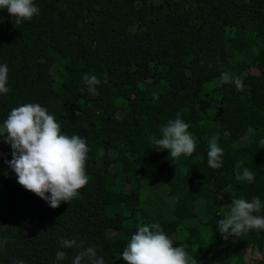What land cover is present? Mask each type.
I'll return each instance as SVG.
<instances>
[{"label": "trees", "instance_id": "1", "mask_svg": "<svg viewBox=\"0 0 264 264\" xmlns=\"http://www.w3.org/2000/svg\"><path fill=\"white\" fill-rule=\"evenodd\" d=\"M34 4L38 14L17 26L0 10V65L9 69L0 110L7 117L39 103L64 134L85 139L89 182L77 198L50 207L18 183L6 163L11 146L0 137V264H72L89 247L105 264H127L121 253L137 226L152 223L199 264H264V230L225 240L216 225L233 198L258 197L264 205V0ZM235 8L239 18L231 23ZM45 58L54 71L42 66ZM224 72L241 77L243 88L221 83ZM84 74L100 80L98 94L89 93ZM177 113L190 124L198 151L173 163L170 150L154 149V141ZM213 139L223 149L219 169L207 162ZM240 162L253 181L236 179ZM183 190L191 197L175 216L166 199ZM256 215L264 216V208ZM115 232L123 240L119 250ZM73 238L77 247H61ZM245 249L259 259L246 261ZM58 251L66 258L57 260Z\"/></svg>", "mask_w": 264, "mask_h": 264}, {"label": "clouds", "instance_id": "2", "mask_svg": "<svg viewBox=\"0 0 264 264\" xmlns=\"http://www.w3.org/2000/svg\"><path fill=\"white\" fill-rule=\"evenodd\" d=\"M6 9L17 26L30 21L39 9L34 0H0V10ZM9 69L0 65V93L7 94ZM221 83H234L237 90L243 88L241 77L233 73L221 74ZM90 94H98L96 86L100 80L95 75H83ZM190 124L176 114L161 126L162 138L154 141L157 150H170V159L178 160L182 155L191 156L196 150V139L189 131ZM0 137L12 149V159L6 161L15 172L18 183L26 190L45 200L50 207L58 208L62 202H70L79 195L89 178L85 165L89 148L86 140L79 135L69 136L61 131V124L39 103H27L11 110L3 124ZM264 145V139L260 141ZM223 149L215 139L210 141L207 152L208 166L219 169ZM244 163L237 164L236 179L253 181L254 173ZM50 194V195H49ZM264 205L258 197L250 201L245 198H233L229 214L217 222L218 230L227 240L251 230H264V216L260 213ZM62 248L77 247V241L62 239ZM121 256L127 264H199L183 246H174L173 240L164 232L161 224L152 223L137 226L130 242L123 249ZM66 258L64 251L56 253L57 260ZM87 258L90 264H105L103 257H98L96 249L89 247L78 253L72 264H82ZM13 264H25L23 260Z\"/></svg>", "mask_w": 264, "mask_h": 264}, {"label": "rangeland", "instance_id": "3", "mask_svg": "<svg viewBox=\"0 0 264 264\" xmlns=\"http://www.w3.org/2000/svg\"><path fill=\"white\" fill-rule=\"evenodd\" d=\"M151 2L153 3H157L159 2L160 0H150ZM140 14H142V11L141 9L139 10ZM238 18H239V9L238 8H235L234 10L231 11L230 13V22L231 23H235L238 21ZM42 66L44 67H47V68H50L52 71H54V66H53V62H51L49 59H44L43 60V63H42ZM209 107V104L204 102L202 105H201V108L203 109H206ZM117 114V113H115ZM113 115V119L116 120L117 119V116L116 115ZM7 119V117L2 113V111L0 110V125H3L4 124V121ZM198 151V148H196L195 152ZM158 193H163L164 191V188L161 184H157V188L155 189ZM191 197V194L188 190H183V191H179V192H176L174 193L170 198L166 199L167 203L171 206H173V215L175 216H178L179 215V212H180V207L182 205V203L189 199ZM199 207H203V204L202 202L198 204ZM196 229V226L191 224V225H188L187 227V230L188 232L190 233H193ZM173 231H174V224H170L169 227H168V232L170 234H173ZM112 240H113V248L116 249V250H119L121 249L122 247V244H123V240L121 239V236L119 233L115 232L112 234ZM174 245L175 246H182L181 243L178 242L177 239H175V242H174ZM254 251H249V249H245L244 250V259L247 261V260H257L259 259V255L258 253L254 252Z\"/></svg>", "mask_w": 264, "mask_h": 264}]
</instances>
